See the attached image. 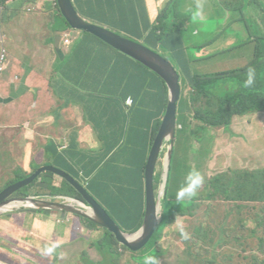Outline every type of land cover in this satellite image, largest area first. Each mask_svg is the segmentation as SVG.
<instances>
[{
	"label": "rangeland",
	"instance_id": "obj_1",
	"mask_svg": "<svg viewBox=\"0 0 264 264\" xmlns=\"http://www.w3.org/2000/svg\"><path fill=\"white\" fill-rule=\"evenodd\" d=\"M47 1H45V4L48 7L54 4L51 0ZM29 4H32L35 7L28 10ZM172 4L177 5L176 0H173ZM198 5H202V8L197 7ZM48 7L39 9L37 14L44 13L46 19H49L52 13L49 12ZM154 7L156 8V6ZM36 8L35 3L30 0H9L8 5L0 10V40L1 38L3 39L5 47L12 55H16L19 48L24 52H27V50H31L32 52L34 45H36L41 53H45V59H50L52 56L56 55L58 71H60L61 68H68L71 61V55L69 54L66 60H63L61 55L66 54L64 53L65 48H60L58 49L59 51L56 52L53 43H47L53 41L54 44L57 45L56 39H58L59 36L54 33V30H56L57 27L52 29L48 24H42L43 22L41 21L44 19L39 15L34 14ZM178 8L185 13V18L181 19L185 24V30L181 33V36L185 44V51L189 56L191 72L197 71L200 73H211L220 70H232L231 74L233 80L243 85L244 82L241 81V78L245 76L246 79L248 72L246 71L245 73L240 71L239 68L244 67L253 59L255 40H253L251 34L264 36V0H179ZM202 9L205 12L200 19H198V15H195L193 18L197 20H189L190 15L194 13L201 14L200 11ZM22 19H30L31 22L24 26L25 29L23 27H14V25L16 23L18 25V22ZM2 25H6V27ZM36 27L39 28V31L35 34L34 28ZM108 28L112 29L111 27ZM112 30L115 31V29ZM120 34L133 40H137L133 35H127L124 32ZM75 37L76 35H74L73 38L69 36L64 41V46L65 43V47H67V45L69 46L70 43L74 41ZM235 46L239 48L233 50V47ZM194 49H197V52L200 51V53L204 50H207L208 52L214 50L219 54L232 49V52H230L234 56L225 53L222 54L220 58L218 57L220 60L199 62V60H194ZM29 54L30 53L27 54V59L28 61H31L32 58H28ZM162 54H164L170 62L171 60L172 62H175L173 59L175 56L174 53H171L172 55H170L167 51H163ZM48 62L49 60H47V63ZM8 63L9 61L5 66V71L0 76V90H5V92H7L9 86H1L3 77L10 76L9 72L13 73L12 68L10 70L7 68ZM21 66L22 68H20ZM26 68L27 67H24L22 64L17 67V71L22 73L23 79H25L28 74ZM24 69H26V74ZM33 75L39 81V86L43 92L42 95L46 94L50 84L49 81L43 78V72H34ZM48 75H51V71H48ZM184 79L185 76L183 74L181 80L183 81ZM245 79L242 80L245 81ZM180 86L183 91V83L180 82ZM227 88L230 90H237L238 86L224 82L222 85H212L210 91L215 97H219L226 93L225 91ZM184 95L186 97V93ZM61 96L59 90L56 89L55 93L52 94L53 103L51 106H46L49 104L45 99L40 113H49L50 111H57L62 108L64 114L68 116V120L72 124L71 132L76 130L81 134H85L88 138L91 133H88L87 125H90L98 137H100L103 123V118L100 114H94L93 120H90V110H87L84 106H78L76 104L78 102L69 96L68 100L61 101ZM100 96L101 95L94 93L93 101H99ZM52 107L54 110H51ZM82 109L83 113L81 111ZM259 119L261 120V132L255 131L256 145L247 138V130L240 131L243 135L242 141L244 143L250 142L253 146V149L249 151L248 155L256 157L257 159H261L262 153L264 152V113L259 115ZM40 121H42L41 116L38 115L36 119L37 128L41 126L42 122L40 123ZM242 121L239 122L241 123ZM10 126L11 124L7 119L6 109H3L0 111V189L7 183L15 181L20 176L23 178L29 177L34 171L32 167L37 166L34 162L28 164V160L24 161L21 157L27 155L28 146L32 144V142L22 140L19 136L15 138L14 134L10 133ZM178 127H180V125H178ZM252 128L253 127L249 126L244 127V129L251 130ZM71 132L70 134H72ZM258 133H260V135ZM59 134H61V131ZM237 134V130L233 133L230 126L209 127L197 134V136L200 137L199 140L192 139V137L188 135L182 143V151L178 155V157L182 159L181 165L175 169L173 163H171L172 168L170 166L167 184L168 188H171L172 186L174 187V195L176 197L177 190L184 184L186 177H188L192 170H196L202 175L203 184L199 188L194 200L190 199V202L193 205V208L188 209L190 210V215L177 218L176 221L167 227L161 235L159 245L167 250V254L164 257L166 262L175 264L178 260L183 258L182 253L186 250V245H189L192 248L194 247L185 241V238L181 234V229L188 234V237H193L203 242H209L211 247L220 250L225 258L231 260L232 264H252L253 258H264L258 245L259 240L264 238V234L262 229L257 228V226L264 223V192L257 195V198L263 197L261 200L257 202H253L254 200H252L251 202L253 203H250L249 205L244 204L242 208H238L235 204L225 202L221 197H218V195L215 197L214 202L212 200L213 198L208 196V194L211 195L208 188V182L211 181L209 178L210 176H217L220 173L223 174L222 172H225L228 168H233V170H231L233 172L243 171L237 170L241 168V166H245L244 161L238 163L239 157L244 156L245 153H239L237 149ZM75 138L77 140V134H74L72 139ZM99 142L101 144L100 139ZM33 143L36 144V141ZM83 146L89 147L91 146V142L87 139V142L83 144ZM36 147H38L37 144ZM87 151L99 154L100 150L98 151L88 148ZM175 156L176 153L174 158ZM163 157L164 153L158 161L155 175L157 174L160 176ZM174 158L173 160L175 161L176 159ZM35 161L38 162L36 159ZM49 162V158L44 162L43 158H41V162H38L41 164L38 165H41V168L48 166ZM245 167H247V173L248 170H257L254 174H245L246 177L256 179V183H264V169L256 168L264 167V163L255 165L254 167ZM230 175L233 176L232 174ZM44 176L50 178L54 176L55 180H53V184L57 187L61 186V181L55 174L45 172L39 178L41 179V177ZM226 179H228V177H226ZM156 182L157 180L154 177L155 186ZM40 184L43 185L39 188ZM226 184L229 188L232 186L230 183ZM214 185L220 186L221 183L214 181ZM23 192H26V189H24ZM29 193L30 195H47L48 182H46V184L44 182H38L30 189ZM52 214L53 216L48 215L49 219L52 221H48V219L43 217L46 215L45 212L38 211H22L5 215L0 218V231L11 232L9 229L4 228V226L15 227L14 229H17L18 233H21L22 231L24 233L23 237H20L19 241H16L19 248L25 252L34 251L38 257L42 256L45 259L44 264H51L52 259L50 257L52 256V253H56L57 251L59 252L57 253L59 256L57 264H91L89 258L96 260V262L101 260L100 254L92 244L99 242L103 236H105L103 229L96 228L95 226L93 228L84 220L77 216H71L68 213L52 212ZM58 219H70V223L56 225V221H59ZM256 220H258V222H256ZM244 226L245 228L242 229ZM64 228H74L75 236L77 237L76 241L65 242V244L63 241V244H60L61 239L63 240L66 238L65 236H62L63 233L60 231V229L64 230ZM254 229H257L255 235L252 234ZM219 232H221V235L223 234L226 236V243L228 245L227 247L222 245V249L216 248L212 245L219 238ZM13 237L16 236L11 234L4 238V240L10 241V238ZM153 240H151L142 251L140 250L137 254H146L148 248L152 245ZM1 243L0 238V244ZM43 245L44 251L42 252L40 248ZM71 246L73 249L72 253L64 250V248L69 250ZM12 247H14V245H12ZM25 248L29 250H25ZM5 250L8 251L7 249ZM14 252L15 251H9V254L7 255V260L9 262L13 263L16 261ZM201 253L205 255L202 251ZM84 254L89 257L86 258V261L82 258V255ZM36 256L33 259L37 262ZM1 257H3V255H1L0 258ZM136 258L138 257H134L133 259V256L128 253L122 257L119 262H116V264H137L135 262ZM0 264L5 263L0 261ZM28 264L35 263L29 260Z\"/></svg>",
	"mask_w": 264,
	"mask_h": 264
},
{
	"label": "trees",
	"instance_id": "obj_2",
	"mask_svg": "<svg viewBox=\"0 0 264 264\" xmlns=\"http://www.w3.org/2000/svg\"><path fill=\"white\" fill-rule=\"evenodd\" d=\"M109 1L120 2V17L117 12H114L111 16L108 15L109 11H107L106 6L108 0H74V4L77 11L88 20L111 27L115 29V31L117 30V32L133 35L147 47L158 52V44L169 34V31L180 33L183 29L185 30V24L182 20L176 24L174 21L168 22V19H172V17H168L170 14L168 7L172 8L173 0H169L158 12L156 21L152 24L146 37L144 35V24L142 23L144 18L142 16H138L136 12L130 15L124 4L125 0ZM8 2L9 0H0V6L2 7L0 10L7 6ZM34 3L37 5L38 1L34 0ZM49 12H51L52 15L47 20L52 27H57L56 30L67 31L72 29L62 16L57 3H54L52 8H49ZM246 25L249 26L248 24ZM139 27H141L142 30L140 32ZM72 32L74 34L82 33V38L79 41L77 40L78 43L73 51V55L84 59L85 64L90 63L92 56V50H86L85 45L88 43L94 45L99 44L113 51L120 60V64L123 62L124 66L129 68V71L132 70V73L136 75L140 74L145 80L143 85H136L134 88L127 85L123 93H121V97L120 95L115 96L118 102L123 101L124 103H126L128 97L133 98L134 103L132 106H129V114L127 117L123 116L120 129L115 134L116 136H111L109 141L108 136H106V142L109 146L107 144L103 147V152L101 151L102 153L100 152V155L96 157L103 159L104 164L103 161H100V164L94 171L89 170L85 177L76 178L85 186L95 200L107 211L122 230L126 233H133L141 227L145 214L144 180L146 159L166 106V86L164 81L156 73L146 67V65L113 48L95 35L77 29H72ZM144 37L145 39H143ZM251 37L255 40L253 59L244 67L239 68L240 71L245 73L246 71L248 72L249 68L255 69L254 83L250 87H245L244 84L241 85L235 82L231 74L232 70H220L211 73L191 72L189 56L185 54L183 49L175 51V55L179 58L177 61L178 63H176L175 59V62H172V60L171 62L175 69L178 70L177 72L180 77L179 82L183 83V91L180 86V98L177 103V128L171 161L175 169L181 165L182 159L179 158L178 155L182 151V143L186 136L190 135L192 139L199 140L200 137L197 136V134L209 127L230 126L233 133L237 130V149L239 153H245L244 156L239 157L238 163L244 161L245 166L249 167L264 163V152L262 153L261 159L249 156L248 153L253 149V146L250 142L241 143L243 135L240 131L247 130V133L249 134L250 132L252 136L251 140L253 144L256 145L255 131L261 132V129L259 121L256 120L255 116L264 113V36L251 34ZM75 43L76 40L71 45ZM71 45L69 47H71ZM1 46L5 47L2 38L0 40V48ZM115 64H117V61H115ZM84 72V69L80 70V74H84ZM183 74L185 79L182 81L181 76ZM242 79H245V76L241 78V81L244 82ZM224 82L238 86L237 90H230L227 88L225 91L226 93L219 97H215L210 91L211 86L214 84L222 85ZM83 85L84 83L80 85V90L82 91H84V89H82ZM96 91L97 89L89 90L87 93L88 95L82 93L83 102L86 103V109L94 112V114H100L103 118L104 133H106L107 129L105 125L106 118L110 120L111 126L117 129L119 122L118 114L116 112H106L104 108L102 109L101 97L99 101H93V94L96 93ZM185 93L186 97L184 95ZM96 94L100 95V93ZM120 118H122L121 114ZM239 121L242 122L240 123ZM178 125H180V127H178ZM245 126L253 128L252 130L244 129ZM258 134L260 135V133ZM175 153L176 156L174 158ZM60 158L65 159L66 154L60 155ZM173 158L176 160L174 161ZM93 167H95V165ZM256 168L264 169V167ZM231 170H233V168L226 169L225 172H222L223 174L220 173L217 176L209 177L211 181L208 182V188L211 195L208 194V196L213 198V202L218 195V197H221L225 202L235 204L238 208H242L244 204L249 205L263 198H257V195L264 192V183H256V179L245 176V174H254L257 170H248V173L246 171L233 172ZM33 173L35 172L33 171ZM90 173H93V175L91 176ZM154 177L157 180L156 186L154 185V189H156L159 176L156 174ZM226 177H228V179H226ZM25 178L27 177L23 178L20 176L15 181L4 185L3 188L5 189ZM59 179L61 181V186L57 187L53 184V180H55L54 176L51 178L46 176L41 177V179L38 178L29 187L24 188L26 192H23L24 189H22L16 196H28L30 195V189L38 182H44L45 184L48 182L47 195H64L82 199L79 193L67 181L60 177ZM214 181L221 183V185H214ZM226 183H230L232 186L229 188ZM174 193L175 189L173 186L171 188H168V186L166 187L160 223L151 238V240H153V238L154 240L146 254H137L138 252L129 250L125 246L119 244L113 234L93 222L84 219L91 227L94 228L95 226L96 228L103 229L105 236H103L99 242L92 244L96 247L97 252L101 256L99 262L87 257L85 254L82 255V258L85 261L86 258H89L91 264H116V262H119L122 257L129 253L133 256V259L134 257H138L135 259L137 264H144V260L148 256L156 258L157 264H173L164 260L167 250L159 245L161 235L177 218L189 216L190 210L188 209L193 208L189 199L177 201ZM252 200L254 201L251 202ZM256 222H258V220H256ZM244 228L245 226L242 227V229ZM257 228L262 229L264 234V223L257 226ZM220 233L221 232H219V238L212 245L216 248H221L222 245L227 247L226 236ZM256 233L257 229H254L252 234L255 235ZM185 241L194 247L192 248L186 245V250L182 253L183 258L178 260L175 264H232L230 259L225 258L220 250L211 247L209 242H203L193 237H188ZM258 245L260 252H262L264 256V238L259 240ZM201 251L205 255H203ZM252 264H264V258L255 257L252 259Z\"/></svg>",
	"mask_w": 264,
	"mask_h": 264
},
{
	"label": "crops",
	"instance_id": "obj_3",
	"mask_svg": "<svg viewBox=\"0 0 264 264\" xmlns=\"http://www.w3.org/2000/svg\"><path fill=\"white\" fill-rule=\"evenodd\" d=\"M31 1L34 2V0ZM37 1L38 4L37 5L35 4L37 8L34 14L39 15L44 19L43 21H41L43 22L42 24H48V26L54 29V27H52L48 22V20L46 19L44 13L37 14L39 9H42L43 7L46 8L48 6H46L45 2H43L44 0H37ZM167 2L168 0H125L124 4L127 7V11L130 15L136 12L138 16H142L144 18L142 20V23L144 24V32H145L144 35L146 37L147 33L150 31L152 24L156 21L158 12L166 5ZM178 2L179 0H176L177 5L172 4V8L168 7L170 12L168 17H172V19L171 18L170 20L168 19L169 23L171 21H174L176 24L181 19L185 18V13H183L178 8ZM52 6H49L48 8H52ZM106 6H107V11H109L108 13L109 16H111L114 12H117L120 17L121 5L119 1L108 0ZM154 6H156L157 11ZM34 7H35L34 5L29 4L28 10L29 9L31 10V8ZM200 12L201 14L198 15V19L202 17L205 11L202 9ZM195 15H197V13L190 15L189 20L190 21L197 20L193 18ZM30 22H31L30 19L28 20L22 19L21 21L18 22V25L16 23L14 27L16 28L23 27L25 29L24 26H26L27 23ZM2 26L6 27V25H2ZM34 30L36 34L39 31V28L36 27L34 28ZM140 31H142L141 27H139V32ZM183 31L184 29L180 33L179 32L173 33L172 31H169L168 32L169 34L163 39V41L160 44H158L157 48L159 52L163 53V51H167L170 55H172L171 53H174L175 55L176 50L183 49L185 54H187L185 51V46H184L185 44L181 36V33ZM54 33L59 36V38L56 39L57 45L54 44L53 41L47 43H53V47L56 52H58L59 51L58 49L60 48H65L64 53H66L67 55L65 54V58L63 60H66L69 54L71 55L70 58L71 61L69 63V67L66 69L61 68V70L58 71L56 55L52 56L50 59H45L46 58L45 53H41L36 45H34L32 52L31 50H27V52H24L22 49L19 48L20 51L18 50L16 55H12L11 52L7 50L8 52L7 62L9 61L7 68L9 70L12 68L13 70L12 72L14 74L9 72L10 76L3 77L1 86L5 85L9 87L7 92H5V90H0V111L6 109L7 119L11 124L9 128L10 133L14 134L15 138L19 136L22 140L32 142V144L28 146L27 155L21 157L23 158L24 161L28 160V164H30L31 162L37 164V166L32 167V169H34V172L40 168L41 165L38 164L41 163L38 162H41V158H43V162L49 158L50 160L49 165L56 166L64 170L66 173L68 174L70 173V175L72 174L73 177L75 178H83L87 175L88 173L87 171L89 170L94 171L95 168L100 164V161H103L104 164L103 159L96 158L100 154H96L94 152H88L87 149L92 148L94 150H98V151L100 150L99 153L101 151L103 152L102 150L103 147H105L108 144L106 142L107 139L106 136H108V141L111 136H116L115 134L120 129L123 116L127 117L129 114V107L126 106V104L123 101L118 102L115 96L120 95L121 97V93H123V90L126 88L127 85H130V87L134 88L136 85H140V86L143 85L145 80L140 74L136 75L135 73H132V70L129 71V68H126L123 62H121L120 64V60L117 58V56L113 51H111L109 48L102 47V45L99 44L94 45L88 43L87 45H85L86 50H92L90 63L85 64L84 59H81L73 55V51L78 43L77 40L79 41L82 38V33L80 32L74 34L72 32V29H69L67 31L54 30ZM74 35H76L74 39V41L76 40V43L74 45H71L74 42L72 41L70 43L71 47H69L70 45L69 46L67 45V47H65L66 43L64 46V41L69 36L73 38ZM145 37L143 39H145ZM238 48L239 47L235 46L233 47V50H236ZM231 50L232 49L222 54L229 53L231 56L233 55L231 54L232 52ZM28 53H30L28 58L29 57L32 58L31 61H28L27 59ZM222 54H219L214 50H211L209 52L207 50H204L201 53L200 51L197 52V49L193 50L194 60H199V62L202 61L206 62L208 60H220L218 59V57L220 58ZM162 55L165 56L164 54ZM173 59H175L176 63H178L177 61L179 60V58L176 55L174 56ZM47 60H49L48 63ZM115 61H117V64H115ZM21 64L24 67H27L26 69L28 70V74L25 79H23L22 73L17 71V67H19ZM20 68H22V66ZM26 69H24L25 74H26ZM83 69L85 70L84 74H80V70ZM48 71H51L50 76L48 75ZM34 72L37 73L43 72V78L49 81L50 87L47 89L46 94L42 95L43 92L41 91V87L39 86L38 79L33 75ZM83 83L84 85L82 86V89H84V91L80 90V85H82ZM56 89H58L59 93L62 95L61 101L68 100L69 99L68 96H69L78 102L76 103L78 106H84V107H86V103L83 102L82 93L87 94L89 90L97 89L96 93H100L101 95L100 97L102 98V102H101L102 109L104 108L106 112H112V113L116 112L118 114L119 122L117 129L113 128L110 124V120L106 118L105 120V125L107 126L106 133H104L105 129L103 123H102L100 137H98V135L95 133V131L92 129L90 125H87L88 133L89 134L91 133L90 137L88 136L87 138L85 134H81L76 130H74V132L70 131L72 124L69 122L68 116L64 114L62 108L57 111H50L49 113H40L42 111L43 101L45 99L49 104L46 106H51V104L53 103L52 94L55 93ZM83 109L81 110L82 113H83ZM51 110H54V108L52 107ZM120 114L122 115V118H120ZM38 115L41 116V120H42L40 121V123L41 122L42 123L39 128L36 127V119ZM93 115L94 112L90 111V117H89L90 120H93L94 118ZM258 117H259L258 115L255 116L256 120L259 121V124H261L260 123L261 120ZM60 131L61 134H59ZM70 132L72 134H70ZM74 134H77L78 137L77 140L76 138L72 139ZM251 137L252 136L250 132L249 134L247 133V138L252 142ZM87 139L91 142V146L89 147L83 146V144L87 142ZM99 139L101 141V144L99 142ZM35 141L38 147H36V144L33 143ZM241 143L244 144L243 141H241ZM64 153L66 154V158L61 159L60 155ZM35 159L38 162H36ZM94 165L95 167H93ZM246 169L247 167L245 166H241V168H239V170H243V171H246ZM92 175L93 173L91 174V176ZM42 185L43 184H40L39 188ZM3 189L4 188L1 187L0 192ZM38 212H45L46 215H44L43 217L48 219V221H52L49 219L48 215L53 216L52 212L55 211L41 210ZM10 214L12 213L0 215V218ZM69 215L76 217V215H72V214ZM81 219L84 220V218ZM58 220H59L58 222L56 221V225L70 223V219L67 220L58 219ZM4 228L9 229L11 232H7L3 230L0 231V238L2 242L0 244V256L3 255V257L0 258V261L2 263L28 264L29 260H31L35 264L45 263L44 262L45 259L42 256L41 257L36 256V253L34 251L25 252L19 248L16 241H19V238L23 237L24 233L22 231L21 233H18L17 229H14L15 227L4 226ZM60 231L63 233L62 236L66 237L63 240L61 239L60 244H63V241L64 244L65 242L76 241L77 237L75 236L74 228H64V230L60 229ZM11 234L15 235L16 237L10 238V241L9 240L5 241L4 238L10 236ZM34 236H39V235H34ZM12 245H14V247H12ZM5 249H7L8 251H6ZM40 249L43 252L44 245ZM12 250L15 251L14 257H16V261L13 263L7 260V255L9 254V251L13 252ZM25 250H29V249L25 248ZM64 250H66V252L68 251L71 253L73 252L72 246L69 248V250L67 248H64ZM57 253L59 252L57 251L56 253H52V256L50 257L52 259L51 264L58 263L57 260L59 259V256ZM35 256L37 257V262L35 261V259H33Z\"/></svg>",
	"mask_w": 264,
	"mask_h": 264
},
{
	"label": "water",
	"instance_id": "obj_4",
	"mask_svg": "<svg viewBox=\"0 0 264 264\" xmlns=\"http://www.w3.org/2000/svg\"><path fill=\"white\" fill-rule=\"evenodd\" d=\"M62 16L72 29L84 30L100 38L113 48L143 63L156 73L165 83L167 102L159 127L146 159L145 168V214L141 227L126 233L112 219L92 194L72 175L64 170L48 165L41 167L29 177L18 181L0 192V215L20 211H55L79 216L93 222L115 236L116 241L133 252L142 250L154 235L160 223L163 200L168 183L172 161L177 118V103L180 98L179 74L173 64L160 52L147 47L141 41L133 40L84 18L76 9L74 0H57ZM64 59L65 55L62 54ZM163 165L157 189H154V175L162 154ZM50 172L67 181L82 199L64 195L15 196L22 189L33 184L43 173Z\"/></svg>",
	"mask_w": 264,
	"mask_h": 264
},
{
	"label": "clouds",
	"instance_id": "obj_5",
	"mask_svg": "<svg viewBox=\"0 0 264 264\" xmlns=\"http://www.w3.org/2000/svg\"><path fill=\"white\" fill-rule=\"evenodd\" d=\"M197 7L202 8V5H198ZM200 13H197L199 15ZM254 76H255V69L249 68L247 73V78L244 81L245 87H250L254 83ZM203 184V177L202 175L196 171L192 170L188 177H186L185 182L181 187L177 190L176 193V200L181 201L185 199H194L198 193L199 188ZM182 236L187 239L188 234L181 229ZM144 264H157L156 258L148 256L144 260Z\"/></svg>",
	"mask_w": 264,
	"mask_h": 264
},
{
	"label": "built area",
	"instance_id": "obj_6",
	"mask_svg": "<svg viewBox=\"0 0 264 264\" xmlns=\"http://www.w3.org/2000/svg\"><path fill=\"white\" fill-rule=\"evenodd\" d=\"M53 1L54 3H57V0H51ZM0 8H2L0 6ZM7 49L4 47V46H1L0 48V76L1 74L5 71V65L7 63V59H8V55H7ZM133 98L132 97H128L126 99V105H132L133 104Z\"/></svg>",
	"mask_w": 264,
	"mask_h": 264
}]
</instances>
